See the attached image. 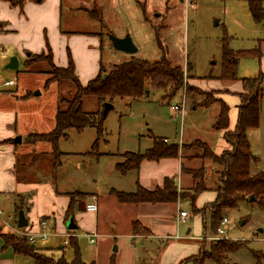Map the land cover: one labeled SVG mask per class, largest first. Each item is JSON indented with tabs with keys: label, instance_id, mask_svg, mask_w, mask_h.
I'll list each match as a JSON object with an SVG mask.
<instances>
[{
	"label": "rangeland",
	"instance_id": "rangeland-1",
	"mask_svg": "<svg viewBox=\"0 0 264 264\" xmlns=\"http://www.w3.org/2000/svg\"><path fill=\"white\" fill-rule=\"evenodd\" d=\"M262 7L264 8V0ZM77 9L99 11L102 25L91 20L86 22L87 14ZM62 20L60 32L64 35H98L102 42V51H98L104 70L109 71L114 65L129 61L133 57L153 63L165 54L172 65L183 69L185 82L193 89L189 91L183 87L171 97L164 96L163 91L154 89L139 100L115 98L111 102L105 101L101 107L96 98L85 97L82 101L84 112L94 113L99 109L103 111L105 103L112 104V109L105 116L104 134L97 149L98 153L107 156L98 162L94 161L92 156H83L91 148L96 137L95 130L88 128L80 134L74 130L67 131V138L58 143V150L69 154L64 155L56 189L63 193L94 192L99 196L103 207L99 209L98 235L94 238V243L90 244L89 234H96L93 226L90 227V215L94 213L79 212L76 205L81 201L93 202V198L75 194L68 211L73 217L68 219L64 212L62 224L58 216L60 217L61 207H64L66 200L58 199L50 203L43 197L37 202L38 211L49 209L54 204L56 232H53L52 227L47 228L51 235L43 241L37 239L33 247L48 256L51 255L54 260L63 258L67 263L72 262L77 253L84 264H109L111 261L113 264H192L186 261L198 253L202 243L207 247L215 241L210 239L215 237V232L212 233L210 229L209 207L203 217L201 214L197 217L191 209L190 199L180 198L174 207L167 205L159 211L147 214L151 217L159 212L158 215L162 216L163 220L158 224L157 230L160 234L167 235H156L145 240L150 232L139 231L138 234L144 239L132 240L129 237L128 219L133 212L120 210L117 203L106 195V190L112 187L131 193L136 190L135 184L129 181V175L122 177L118 172H114L112 166L115 160H122L119 155L123 153H144L152 146L151 136L167 137L170 143L178 145L180 132H183L184 145L179 148L182 149V158L185 156L188 159H196L195 162L200 164L201 174L206 179L204 187L215 188L219 182L216 183V180L222 178L219 175L222 169L216 166L211 172L210 165L213 164L207 159H202L200 146L195 142H186L190 139H198L202 143L210 141L208 148L212 152L217 150V133L210 131L208 123L207 114L211 109L192 110L203 101L202 93L213 97L216 95L214 92L225 89L242 91L239 81L219 79L224 44L235 52L258 51L260 54L257 57L239 59L237 78L257 79L261 74L264 75V22H254L248 5L243 0H62ZM108 34L118 38L128 35L137 52L128 55L114 51L107 38ZM91 52L88 53L92 55ZM19 59L17 71H22L24 63ZM31 61L29 70L34 71L32 74L40 76L42 81L51 78L48 74L49 64ZM5 65L7 64H2L0 60V80L15 79L16 71L5 70ZM34 77H25L23 82L24 86L32 91L31 95L37 97L40 102L47 104L49 99L54 98L53 95L60 99H71L75 93L69 81L58 86L57 95L49 94L48 91L42 93L44 87L37 84L39 79ZM37 92L42 95L35 96ZM210 100L211 97H208L207 101ZM174 106L182 107V110L176 112L172 109ZM247 138L250 150L258 160L256 164L251 165L250 175L264 173L263 114L259 117L258 127L247 131ZM78 163L81 165L80 169L77 168ZM187 191L189 189L182 193L183 196L187 195ZM213 195L212 191L201 193L195 200V207L202 209L206 202H213ZM14 210L11 199L0 198V264H33L30 257L14 254L1 238L4 234L18 237L15 230L17 217L14 216L15 220L13 219ZM181 211L188 215L184 222L178 217ZM172 214L178 217L173 219L174 226L169 218ZM77 216L81 218L78 219ZM225 217L228 224L222 227L224 233L220 238L243 245V248L228 255V264H264V209L256 203H250L246 198L237 209L228 211ZM203 219L206 223L205 229ZM239 221L244 224L239 226ZM70 225L74 226V230L69 228ZM25 230L26 228H23L19 231ZM65 232L69 239H72L63 236ZM64 241H68V244L63 245ZM72 243H75L76 247H73ZM59 246L64 247L59 249ZM114 248L117 250L114 251ZM204 264L213 263L207 261Z\"/></svg>",
	"mask_w": 264,
	"mask_h": 264
},
{
	"label": "trees",
	"instance_id": "trees-1",
	"mask_svg": "<svg viewBox=\"0 0 264 264\" xmlns=\"http://www.w3.org/2000/svg\"><path fill=\"white\" fill-rule=\"evenodd\" d=\"M8 2L12 7L21 8L26 1L40 3L42 0H1ZM247 3L250 14L255 23L264 22V8L262 7V0H243ZM92 21H96L102 25L101 13L95 9L84 10ZM222 55V71L220 80L224 81H239L241 83L242 91L236 94L239 104L237 123L235 129L228 132L229 125V107L216 95L213 97L208 93H202L203 101L194 106L196 108H210L217 105L219 107L216 120L212 126L215 131L224 132L223 139L230 147L229 151H224L221 155H215L206 144L195 141L202 150V159L210 161L213 167L219 166L222 170L219 175L218 184L215 188V199L213 202L203 206L202 209L195 207L194 202L198 195L206 191L204 187L203 174L199 170H187L195 183L192 188L187 191V195L183 196V192L178 193L176 183L172 178H167L163 182L162 188H155L147 190L136 184V190L131 193H124L112 190L110 192L117 202L127 205H135L140 203L147 204H174L178 199L189 198L191 209L194 215L206 214L209 207V224L210 229L217 235V228L221 221L225 218L228 211L235 210L239 204H242L246 198L249 200L250 196L258 206L264 209V173H257L250 175V167L257 163V158L250 150V144L247 138V131L254 130L259 125V117L263 114L262 105L264 104V75L261 74L257 79H239L236 76L238 61L241 57H257L259 52L250 51H232L227 48V44L223 45ZM67 65L66 67H57L53 63L52 52L47 46V52L40 55H29L24 62L25 69L30 67L33 60L37 62H46L50 65L48 74L51 78L45 79L44 89H47L50 84L56 83L60 86L61 83L69 81L74 87L75 93L71 99H57L55 125L52 131L42 134H29L25 142L29 145L36 143H47L51 146V152L46 154L51 157V173L55 172L61 167V158L64 155L58 150V143L61 139L67 138V131L74 130L81 133L85 129L95 130L96 137L91 145L89 152L83 154L98 155V144L103 138L104 130L103 123L105 117L102 115L100 109L96 112H84L82 101L85 97H94L101 107L105 101L111 102L115 98H128L134 101L143 98L151 90L157 89L164 92V96L171 97L183 89L192 91L193 88L185 82L184 72L178 66L166 58L162 54L161 58L153 63L138 58H131L129 61L114 65L109 71L104 70L103 66L97 75L89 80L85 85H82L75 75L74 62L71 54L67 49ZM189 68V66H188ZM29 69V68H28ZM27 72V70H24ZM34 71H30L33 73ZM19 73V71H17ZM147 92V94H146ZM219 93V92H214ZM27 96V95H26ZM189 97V96H188ZM211 97L210 101L207 98ZM190 100V97H189ZM152 146L144 153L126 152L119 157L122 159L115 164V170L121 174L126 175L130 171H137L142 161L157 162L161 159H176L179 156V146L174 143H167L164 138L151 136ZM186 145V144H185ZM44 156L45 158L47 156ZM21 158H18L17 166H22ZM24 164V163H23ZM19 174V171H18ZM53 177V176H52ZM18 181H20L18 177ZM87 195L78 192L69 194L70 203L66 209L68 213L71 203L74 201V195ZM21 199L25 196L20 197ZM23 210L22 201L15 204V215ZM46 220L47 218H43ZM204 220V229L206 226ZM17 222V221H15ZM139 231H147L138 222L132 223V232L139 235ZM12 235V234H11ZM1 238L6 247L10 248L16 255L30 257L33 264H84L79 256L75 255L74 260L67 263L63 258L54 260L51 255L43 253L33 245L29 244L25 238L10 236L8 234L1 235ZM72 239V238H70ZM69 239V240H70ZM232 240L221 239L215 240L206 247L205 244L199 247L198 254L188 258L186 263L204 264L209 261L213 264H228V255L243 248V245ZM76 247L75 243H72ZM64 247V246H63ZM95 264V263H90ZM109 264H113L111 261Z\"/></svg>",
	"mask_w": 264,
	"mask_h": 264
},
{
	"label": "crops",
	"instance_id": "crops-1",
	"mask_svg": "<svg viewBox=\"0 0 264 264\" xmlns=\"http://www.w3.org/2000/svg\"><path fill=\"white\" fill-rule=\"evenodd\" d=\"M77 10L84 11L86 9ZM90 20L91 19L87 15L85 21L90 22ZM62 23V0H42L40 3L26 1L21 8L12 7L8 4V2L0 0V60L2 61V64H8L10 58L12 57H16L17 60H20L19 58H21L24 63L29 55H40L46 53L47 46H49L53 56V63L55 66L63 68L67 65L66 52L68 49L74 62L75 75L80 83L85 85L89 80L97 75L100 66H103L101 55L98 51V49H101L102 42L99 40L98 35H96V37L64 35L60 32ZM89 49L94 52H91ZM88 52H91L92 55ZM28 68L25 69L23 66V70L17 73V70L19 69L18 63V69L15 74L16 78L13 79L16 81V85L0 89V198L11 199L14 208L15 204H19L20 200L22 201V212L24 214V218L28 222L25 227V231H28L29 229L35 230L33 229L35 227L32 228V226H36L40 221L44 220L43 218H47L46 221L49 224L47 228L49 229L52 227L54 229L53 232H56L55 227L57 224V218L55 216V212L53 211L54 204L49 209H42L38 211L37 202L43 197L47 198L50 203L52 201H57L58 199H65L66 203H64V207H61L60 217L58 216L59 222L64 224L63 214L70 203L69 194L73 192H59L56 189V184L58 173L62 167V161L65 156L61 158V167L51 173V157L46 155L51 152V146L47 143L29 145L25 142V139L29 134H42L53 130L55 125L56 102L58 99V97L53 94H58L56 89L59 85L53 83L50 84L47 89L41 91L42 93H46V91H48V93L52 94L54 98L49 99L47 104L40 102L37 97L31 95L32 91L24 86L25 82L23 81L25 77L35 76L34 78L39 79L37 80L39 81L37 84L44 87L45 80L42 81L40 76L30 73L32 70H29ZM24 70H27V72H24ZM0 82L4 81L0 80ZM19 83L20 88H18ZM219 92L220 93H216V96L221 98V100L229 107V125L227 131L231 132L235 129L237 123V106L239 104V100L238 97H236V94L239 93L240 90L225 89L224 91ZM39 95L41 96L42 94ZM195 110L196 109H193L192 111ZM207 110H210V112H208L209 114H207L210 131L217 133L215 136L217 139V150L213 153L219 156L224 151H229L230 147L223 139L224 132L215 131L212 128L216 120L219 107L215 105ZM17 136L21 137V143L19 145L14 144L13 142V139ZM164 139L167 143H170L167 137ZM184 140V133L180 132V139L178 143V146H180L179 148L184 145ZM191 140L193 139L186 141L187 144L200 141L198 139H195L194 141ZM203 143L206 144L207 147H209L208 144L211 145L210 141ZM181 152L182 149L179 150V156L176 159H161L157 162L142 161L137 171H130L126 175H129V181L135 184V188L136 184L147 190L162 188L164 180L172 178L176 183L178 193L191 189L195 180L187 173V170H198L200 169V164H196V159H188L185 156L182 158ZM64 154L68 155L69 153ZM72 154L78 155V153ZM98 154L99 157H96L98 155L89 156H92L94 161L97 162L107 156L103 153ZM45 155L47 156L46 158L44 157ZM18 158L22 159V166L19 167V169L17 166ZM116 162L118 163L119 161L115 160V163H113L114 165L112 168L114 172H117L115 170ZM77 168H81L79 163ZM213 170H215V167L210 165V171L212 172ZM18 177L20 181H18ZM217 181L218 180H216V183ZM215 188H205V190L212 191L214 194L213 197L215 198ZM112 190L118 192L122 191L113 189L112 187L111 189L106 190V195L111 197L115 203H117L118 208L122 211L131 210L133 212L131 217L128 219L129 237L132 240L144 239L140 235L133 234V222H138L143 228L150 232L149 237L145 240H148L156 235L162 237L167 235V233L160 234L157 230L158 224H160L163 220V217L158 215L159 212L151 217L147 214L159 211L167 205L174 207L179 201L174 204L152 205L140 203L127 205L117 202V200L110 194ZM74 192L87 194L89 198L94 199L97 211L94 215H90L92 219L90 227L93 226V229L94 231L96 230L97 234L99 228V209L103 207L102 202H99V196L94 192ZM23 196H25V198L21 199L20 197ZM210 197L211 196H209V200H211ZM84 203L86 204V201ZM208 203L211 202H206L205 204ZM79 207L82 208L83 206L80 205ZM174 210L176 211L175 208ZM175 216L176 215L172 214L169 218L173 221V219L175 220L177 217ZM195 216L199 217V215ZM75 217L76 216H74V220ZM187 217L188 215L184 218L179 217V219L184 222ZM80 218L81 216L78 217V219ZM172 225L174 226V221ZM77 228H79L78 224ZM66 233L67 232H65L63 236H66ZM187 233L189 234V231H187ZM169 238L170 237H167V239Z\"/></svg>",
	"mask_w": 264,
	"mask_h": 264
},
{
	"label": "water",
	"instance_id": "water-1",
	"mask_svg": "<svg viewBox=\"0 0 264 264\" xmlns=\"http://www.w3.org/2000/svg\"><path fill=\"white\" fill-rule=\"evenodd\" d=\"M107 38L111 44V47L113 48L114 51H117V52H121V53H124V54H128V55H133L137 52V48L134 46V44L132 43V40L130 39V37L128 35L122 37V38H118L114 35H111V34H108L107 35ZM5 69L6 70H12V71H16L18 69V60L16 57H12L10 58L8 64L5 66ZM147 94V92H146ZM35 96L36 95H39V92H37L36 94H34ZM112 109V104L110 103H105L104 106H103V111H102V115L103 117L106 116V114L108 113L109 110ZM13 142L14 144H17L19 145L21 143V137L17 136L16 138L13 139ZM249 201H253V197L250 196L249 198ZM83 206L82 208H80L79 206ZM85 203L83 201L79 202L77 204V210L79 212H85ZM71 219V218H70ZM28 222L27 220L24 218V214L22 211H20L18 213V217H17V222H16V227L18 229H23L27 226ZM239 226H242L244 224V222L242 221H239ZM71 230L73 229L74 230V226L70 225L69 227ZM260 233H261V230H260ZM59 249L62 248V246H59L58 247ZM114 251H116L117 249L114 248L113 249Z\"/></svg>",
	"mask_w": 264,
	"mask_h": 264
},
{
	"label": "built area",
	"instance_id": "built-area-1",
	"mask_svg": "<svg viewBox=\"0 0 264 264\" xmlns=\"http://www.w3.org/2000/svg\"><path fill=\"white\" fill-rule=\"evenodd\" d=\"M15 85H16L15 80L0 82V89L13 87ZM181 108H179L178 106L172 107V109L176 112H180L182 110ZM84 208H85V212H87V213H95L97 211V206H96V203L94 201L90 202V203H86ZM186 216H187V214L183 211H181L179 213L180 218H184ZM227 224H228V219L225 217L221 221L220 226L217 228V235L214 238H210V239L211 240H218L224 233L222 227L227 225ZM48 225L49 224L46 220H42L35 226V228H33L35 230L29 229L28 231L20 232L19 230H21V229H18L17 227H16L17 229L15 228V230H17L16 232H17L18 237L25 238L29 244L34 245L37 239L43 241V240H46L50 236V233L47 232ZM96 236H97V234H89L88 237H89V243L90 244L94 243V238ZM65 237L69 239V235H66ZM67 244H68V241L63 242V245H67Z\"/></svg>",
	"mask_w": 264,
	"mask_h": 264
},
{
	"label": "flooded vegetation",
	"instance_id": "flooded-vegetation-1",
	"mask_svg": "<svg viewBox=\"0 0 264 264\" xmlns=\"http://www.w3.org/2000/svg\"><path fill=\"white\" fill-rule=\"evenodd\" d=\"M78 203H79V202H78ZM78 203H77V204H78ZM77 204H76V205H77ZM70 217H73L72 214H69V215H68V219H69Z\"/></svg>",
	"mask_w": 264,
	"mask_h": 264
},
{
	"label": "bare ground",
	"instance_id": "bare-ground-1",
	"mask_svg": "<svg viewBox=\"0 0 264 264\" xmlns=\"http://www.w3.org/2000/svg\"><path fill=\"white\" fill-rule=\"evenodd\" d=\"M217 234V233H216ZM205 237V236H204ZM212 238V237H211ZM205 241V240H204ZM206 241H208V240H206Z\"/></svg>",
	"mask_w": 264,
	"mask_h": 264
}]
</instances>
